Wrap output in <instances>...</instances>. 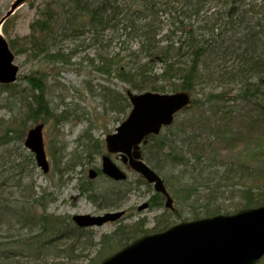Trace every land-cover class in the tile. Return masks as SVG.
Segmentation results:
<instances>
[{
	"label": "trees",
	"instance_id": "16d2710c",
	"mask_svg": "<svg viewBox=\"0 0 264 264\" xmlns=\"http://www.w3.org/2000/svg\"><path fill=\"white\" fill-rule=\"evenodd\" d=\"M252 6L247 0H48L30 23L27 43L54 62L74 56L79 47L82 51L85 45L92 46L94 56L87 60L95 72L112 73L137 92L188 90L191 107L178 113L173 125L149 137L143 156L191 218L232 213L264 204L263 143L239 161L217 153L219 140L227 142L237 136L229 123L234 107L264 106V8ZM57 37L71 40L70 49L65 48L68 53L61 52ZM76 40L82 43L73 44ZM52 45L59 48L50 52ZM117 47L129 49L128 55L115 52ZM45 76L27 78L32 90L27 95H16L12 84L0 85V132L7 127L11 134L20 132L23 137L29 122L44 113L56 114L52 111L57 107L51 108L46 95ZM198 96L212 102L209 107L216 118L205 130L199 126ZM105 100L118 114L124 115L130 107L123 93ZM208 129L210 134L205 132ZM89 130L79 135L87 140L79 145L88 155L100 153ZM20 138L0 143V264H61V256L72 260L97 243L94 259L100 260L139 235L133 231L125 235L119 227L97 242L76 228L68 237L72 238L69 244L64 237L55 239L52 234L64 219L36 210L47 199L40 198L44 193L33 179L35 161L30 152L23 153ZM80 164L69 162L67 169ZM129 190L126 186L122 192L93 189L90 197L101 203L108 197L113 206ZM150 198L152 209L161 206L159 193ZM92 261L89 264H95Z\"/></svg>",
	"mask_w": 264,
	"mask_h": 264
},
{
	"label": "rangeland",
	"instance_id": "374dc122",
	"mask_svg": "<svg viewBox=\"0 0 264 264\" xmlns=\"http://www.w3.org/2000/svg\"><path fill=\"white\" fill-rule=\"evenodd\" d=\"M13 1L14 0H0V15L7 12L9 5ZM47 1L48 0L25 1L18 7L14 14L8 17L2 31L7 40H11L14 45L12 49L15 54L14 62L19 67L16 73L17 80L12 84V89L16 92V95L22 96V94H32L27 78L34 74L42 75L45 73L46 76L43 79V84L47 85V98L49 99V103L52 104V109L57 107V109L52 111L56 113L54 116L44 113V115L38 116L34 122H30L29 125L24 128L25 130L22 136L25 135L27 128L32 126V124L43 122L45 128L43 139L45 143L49 140L50 148L53 145H60L62 153L69 155L67 159L70 163L80 161L84 162L85 166L82 165L73 168L75 172L70 170L67 174L62 175L58 173L55 175V165L59 163L62 166V162L66 159H62V161L59 159V156L54 158V154L51 155L50 153L48 156V160L50 161L49 172L45 175L38 167L34 170L35 174L33 179L40 185V189L43 188L46 192H52L53 194V198L46 201L45 204L42 203L40 207L47 208L46 214L48 215L53 213L56 216H67L69 218L76 213L103 214L105 210L113 212V210H116L115 208L99 209L97 206L95 207L93 205L94 203L92 201L89 202L85 194L80 191V181H82V178H86L90 166L95 168V166L98 167L100 165V158L99 156L96 157L95 154H89L88 156L84 151V146L79 145L82 141L84 144L87 140L79 135L90 127L89 134L94 137L95 140L99 141L103 140L106 134L112 132L120 122L119 118L122 115L114 112V108H109L111 103H106L105 99L109 98V95H121L123 93L122 89L128 88L129 86L119 78L117 79L112 73L103 74L99 71L95 72L94 64H91L90 61L87 60V57L94 56L92 46L90 49L88 45H85V50L82 48L83 52L80 51L79 47L78 50H76L77 54L74 56L66 58L64 62H54L45 57L44 51L36 48L31 42L27 43V37L31 32L30 23L33 19L38 17L37 14L39 13L37 9L42 7ZM247 3L253 5L252 7L255 10L258 9V7L264 8V0H247ZM55 40H61V38L57 37ZM59 43L62 47L61 52L64 51L68 53L69 51L65 48L72 46L71 40H61ZM79 43H82V40H76L73 44L79 45ZM128 46L132 49L130 43H128ZM58 48L59 46L57 49ZM48 49L50 52L57 50L54 45ZM117 51H120L121 56H127L129 53V49H121L118 47L115 52ZM111 53L113 52L111 51ZM197 98L200 100L201 96ZM65 103H67V105H65ZM209 103L212 102L200 100L198 106H200L203 111L197 110L201 121L199 126L204 128V130L208 125H213L216 119H213L214 116L211 112L214 110L209 107L211 105H209ZM66 108L70 109V112L62 113ZM66 116H68L66 119H60ZM205 117L211 120H207ZM229 120L231 128L236 132L237 136H234V140H229L227 142L223 140L218 141L217 153H220L222 157L228 160L234 159L239 161L245 158V156L251 152L252 148L257 146L256 144L262 142L264 145L263 105L260 104L254 107L252 104H243L242 106L234 107L233 112L229 115ZM205 132L210 134L212 131L208 129V131ZM20 137V132L13 131L11 134L10 130L6 127L4 131L0 132V143L9 138L19 139ZM23 137L20 138L21 141ZM89 150L92 152L93 147H90ZM110 157L120 168L129 170L123 162H121L118 155L111 154ZM262 160H264V156ZM67 176L70 177L68 179L69 182L66 183L63 179ZM129 179L136 188L128 193L126 201L120 206L119 210L125 211L124 216L113 224L109 223L100 227H92L94 240L98 241L103 234L113 232L114 229L118 228L120 225L121 228L119 230L124 231L125 235H127L132 231L136 232V228H138V230L139 228L143 230L150 229L154 227V223L157 221L162 220V225L171 221L168 215H158L162 210L159 212V210H151L149 207H146L144 210H138L137 206L148 200L147 192L152 191V188L146 184H144V186L137 185L135 180L138 178L135 173H130ZM94 183L96 188H104L109 185V181L105 179V176L97 178ZM97 190L101 191L100 189ZM169 193L174 199L176 209L179 208L181 210V217L189 219L190 213L187 212L186 208L182 209L179 207V202L173 197L170 187ZM44 197L45 194L41 193L40 198ZM38 200L40 201V199H37V202ZM38 209L39 208L36 207V210ZM159 217H161V220H159ZM142 220L146 222L142 223ZM98 247L99 246H95L91 250L85 249L83 252L76 253V255L81 256L73 258L72 260H67V257L61 256L60 261H64L61 264H89L96 256L95 252ZM95 260L96 259H94L93 262ZM260 264H264V259Z\"/></svg>",
	"mask_w": 264,
	"mask_h": 264
},
{
	"label": "water",
	"instance_id": "95a60500",
	"mask_svg": "<svg viewBox=\"0 0 264 264\" xmlns=\"http://www.w3.org/2000/svg\"><path fill=\"white\" fill-rule=\"evenodd\" d=\"M24 0H15L8 12L0 18V25ZM8 43L0 33V83L15 80L18 66L13 64ZM133 104L130 114L116 128V132L106 137L109 152H122L123 160L129 157L131 167L139 171L153 188L166 195V206L171 207L161 178L142 161L139 143L149 133L172 123L174 113L187 105L189 95L186 91L173 93L143 92L136 94L127 91ZM42 124L30 129L25 138L27 148L35 153L38 165L47 172L48 161L41 139ZM128 157H126V155ZM102 169L110 177L123 179L124 172L115 163L103 155ZM95 171L90 169L93 177ZM145 204L139 206L144 208ZM121 212L106 213L103 216L86 214L75 215L73 219L79 226L102 225L105 221H114ZM264 254V206L243 209L236 214L202 218L181 222L164 232L147 234L137 238L131 244L104 257L99 264H256Z\"/></svg>",
	"mask_w": 264,
	"mask_h": 264
}]
</instances>
